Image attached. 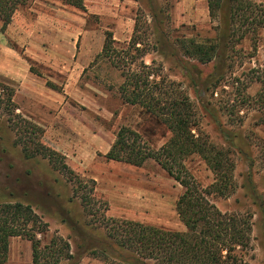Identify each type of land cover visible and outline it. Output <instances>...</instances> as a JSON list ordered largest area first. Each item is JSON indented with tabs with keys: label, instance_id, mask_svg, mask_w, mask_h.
Wrapping results in <instances>:
<instances>
[{
	"label": "rangeland",
	"instance_id": "374dc122",
	"mask_svg": "<svg viewBox=\"0 0 264 264\" xmlns=\"http://www.w3.org/2000/svg\"><path fill=\"white\" fill-rule=\"evenodd\" d=\"M156 1L152 12L143 0H83L85 11L53 0L31 1L14 12L3 32L0 22V83L14 89L15 114L40 127L42 144L63 156L69 169L89 185L94 182L95 212L106 210V218L185 231L175 211L183 189L156 162L134 167L104 157L123 126L138 132L153 149L170 138L159 121L122 101L118 92L122 71L99 56L107 32L118 49L124 48L138 20V34L149 51L130 68L121 63V69L137 70L143 61L150 71L179 84L193 105L199 130L211 143L232 152L234 193L208 199L222 213L251 216L250 249L242 260L262 264L264 222L254 196H264L259 156L264 126L257 102L264 85V29L255 42L249 38L219 42L224 67L213 80V63L186 59L176 40L218 41L228 9L210 18L207 0ZM253 1L264 4V0ZM4 113L2 107L0 204L20 202L32 207L45 225V232L36 235L42 247L53 238L68 242L72 258L60 264H122L87 249L104 241L106 231L74 197L77 183L55 171L47 159H25ZM248 158L254 162L250 169ZM185 165L201 188L213 182V174L198 156L189 157ZM5 264H32L31 242L10 238Z\"/></svg>",
	"mask_w": 264,
	"mask_h": 264
},
{
	"label": "trees",
	"instance_id": "16d2710c",
	"mask_svg": "<svg viewBox=\"0 0 264 264\" xmlns=\"http://www.w3.org/2000/svg\"><path fill=\"white\" fill-rule=\"evenodd\" d=\"M31 1L34 0H0L2 32L9 25L14 12L28 6ZM53 1L85 11L83 0ZM143 1L149 11H155L156 0ZM165 2L168 4L169 0ZM207 6L210 18L216 17L222 9H228L223 35L217 38L218 41L177 39L176 46L186 59L201 65L213 63L214 71L210 78L215 80L224 67V53L219 42L225 44L230 39L239 43L245 38L255 42L260 30L264 29V4L253 0H207ZM138 24L137 20L128 44L121 49L115 46L112 34L107 32L99 56L122 71L123 82L118 89L122 101L139 106L159 121L169 131L170 138L160 148L153 149L138 132L123 126L104 157L134 167H141L148 160L156 162L183 189L176 201L175 211L185 231L106 218V210L95 212L91 199L94 182L91 181L89 185V181L69 169L63 156L42 144L40 127L15 114L12 100L14 89L0 83V109L3 107L15 132L14 143L21 148L25 159H47L55 171L65 173L71 181L75 180L78 187L74 190V197L79 198L87 215L98 218L99 227L106 231L104 241L97 246L89 244L87 249H92L93 255L104 259L114 258L122 264H243L242 254L250 249L251 216L247 213H222L208 199L212 195L226 197L234 193L232 152L217 147L199 130L193 105L179 84L165 79L159 72L150 71L143 61L137 65V70L121 69V63L130 68L149 51L147 41L144 43L138 34ZM46 85L55 89L48 82ZM257 102L263 114L260 125L264 126L263 84ZM193 155L198 156L213 174V182L206 188H201L186 168L185 161ZM259 156L264 168V144ZM247 161L249 169L252 168L253 160L248 158ZM254 197L264 222V196ZM44 227L30 205L20 202L0 204V264L7 261L12 237H24L31 242L32 264H60L62 260L71 259L69 244L62 238H53L43 247L40 245L36 235L43 234Z\"/></svg>",
	"mask_w": 264,
	"mask_h": 264
}]
</instances>
